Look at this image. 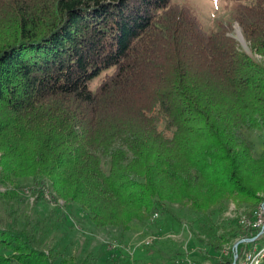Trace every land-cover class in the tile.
<instances>
[{"label":"trees","instance_id":"obj_1","mask_svg":"<svg viewBox=\"0 0 264 264\" xmlns=\"http://www.w3.org/2000/svg\"><path fill=\"white\" fill-rule=\"evenodd\" d=\"M171 1L0 0L4 197L21 198L14 179L31 178L36 200L49 189L126 230L166 204L206 215L264 202L252 138L264 133V0L235 14L252 54ZM45 235L0 226V264H94ZM232 246L214 264H233Z\"/></svg>","mask_w":264,"mask_h":264},{"label":"rangeland","instance_id":"obj_2","mask_svg":"<svg viewBox=\"0 0 264 264\" xmlns=\"http://www.w3.org/2000/svg\"><path fill=\"white\" fill-rule=\"evenodd\" d=\"M171 2L189 9L205 31L224 30L237 40L241 49L252 54L235 19L239 5L249 0ZM254 56L261 60L259 55ZM104 76L102 74L93 79L89 87L94 90ZM252 138L255 151L259 153L264 148V133ZM14 182L18 186L14 190L21 198L4 197L14 187L0 183V226L27 225L34 231H43L46 240L59 252L66 255L90 253L95 258L94 264H180L178 260L184 256H188L193 264H214L227 255L231 244L236 241L241 243L243 239L246 243L240 255L237 247L234 249L232 246L237 264H250V258L254 256H257L259 264L264 257V233L253 238H242L253 233L244 221L249 222L252 218L248 217L249 214L262 209L264 202L253 207L247 204L236 207L230 201L213 208L206 215L183 205L166 204V212H155L157 216L153 213L145 221H133L126 230L96 226L78 205L66 204L61 199L54 200L49 189H45L43 196L36 200L31 178H17ZM227 231L231 233L229 240L221 241L217 235L227 238ZM248 253L252 255L246 256Z\"/></svg>","mask_w":264,"mask_h":264},{"label":"built area","instance_id":"obj_3","mask_svg":"<svg viewBox=\"0 0 264 264\" xmlns=\"http://www.w3.org/2000/svg\"><path fill=\"white\" fill-rule=\"evenodd\" d=\"M244 223L247 224L248 227L255 229V231L257 232L255 236H260L262 233H264V203L262 204V209L260 210V212L256 213V218L251 219L249 222H247L245 220ZM246 240H248V239H246ZM247 255H252V254L248 253V254H246V256ZM178 263H180V264H193L192 260L188 256H184V257L180 258L178 260Z\"/></svg>","mask_w":264,"mask_h":264},{"label":"bare ground","instance_id":"obj_4","mask_svg":"<svg viewBox=\"0 0 264 264\" xmlns=\"http://www.w3.org/2000/svg\"><path fill=\"white\" fill-rule=\"evenodd\" d=\"M261 206H262V205H261ZM260 210H261V209L254 210V211L252 212V218H251V219H255V218H256V213L260 212ZM154 215L157 216L158 213H154ZM262 251H264V249H263ZM260 252H261V251H260ZM258 254H260V253H258ZM250 259H252V262H251L250 264H257V263H258L257 256H254L253 258H250ZM248 264H249V263H248Z\"/></svg>","mask_w":264,"mask_h":264},{"label":"water","instance_id":"obj_5","mask_svg":"<svg viewBox=\"0 0 264 264\" xmlns=\"http://www.w3.org/2000/svg\"><path fill=\"white\" fill-rule=\"evenodd\" d=\"M239 243H240V241H236V242L233 244L234 249L237 247V245H238ZM233 264H235V259H234Z\"/></svg>","mask_w":264,"mask_h":264}]
</instances>
